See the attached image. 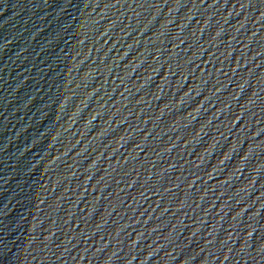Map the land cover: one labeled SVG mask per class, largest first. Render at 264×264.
<instances>
[{
	"label": "water",
	"instance_id": "95a60500",
	"mask_svg": "<svg viewBox=\"0 0 264 264\" xmlns=\"http://www.w3.org/2000/svg\"><path fill=\"white\" fill-rule=\"evenodd\" d=\"M0 264H264V0H0Z\"/></svg>",
	"mask_w": 264,
	"mask_h": 264
}]
</instances>
